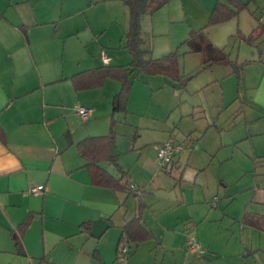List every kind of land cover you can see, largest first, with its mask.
Segmentation results:
<instances>
[{"label": "crops", "instance_id": "1", "mask_svg": "<svg viewBox=\"0 0 264 264\" xmlns=\"http://www.w3.org/2000/svg\"><path fill=\"white\" fill-rule=\"evenodd\" d=\"M217 1L171 0L156 13L145 15L142 47L150 52L144 58L160 59L174 52L180 57L182 48L186 54L202 56L189 53L186 41L204 31L214 43L210 39L214 27L208 24ZM129 21L124 0H0V129L5 136L0 138V264H117L122 228L134 219L137 209L132 216L127 211L118 218L125 200L132 197L137 208L140 199L145 204L143 224L151 238L126 246V264H162L155 250L164 245L158 241L153 246L158 236L145 217L144 198L152 177L135 175L134 167L124 160L135 147L127 145L121 151L117 137L113 147L118 166L129 174L132 195L94 186L77 149L86 138L109 135L113 121L116 128L125 124L152 130L159 125L157 104L172 116L183 104L175 105L177 98L169 92L175 80L142 72L132 74L126 113L113 112V100L121 91L118 81L109 79L99 88L75 90L72 78L80 73L131 64L126 49ZM215 28L227 34L233 31L228 24ZM255 31L264 33V29ZM102 53L111 58L109 65L103 64ZM253 63L264 66L261 59ZM77 106L93 110L92 117L83 121ZM174 136L175 131H170L166 141H176ZM163 143L147 150L154 162ZM189 159L185 147L170 167H186ZM106 165L113 164L102 166L120 178L115 165L116 171ZM188 169V176L185 169L181 179L200 175L197 169ZM39 186L44 187L41 195L30 194ZM256 186L254 193L241 196L233 213L207 210L196 221L189 220L188 238L195 236L206 253L194 255L184 243L190 256L177 258L174 264H264V187L257 180ZM195 204L189 193L188 206ZM102 220L110 228L96 238L93 227ZM27 221L28 227L23 228ZM175 222L177 226L180 219ZM84 224L87 229L82 228Z\"/></svg>", "mask_w": 264, "mask_h": 264}, {"label": "rangeland", "instance_id": "2", "mask_svg": "<svg viewBox=\"0 0 264 264\" xmlns=\"http://www.w3.org/2000/svg\"><path fill=\"white\" fill-rule=\"evenodd\" d=\"M248 3L247 10L225 23L232 32L227 34V30L211 26L214 28L210 35L217 47L230 55L233 63H251L240 78L233 66L210 64L206 67L203 56L186 54L187 50L182 48L179 57L181 79L175 80L174 88L169 91L177 98L175 105L183 102L174 116L166 107L157 104L159 125L156 128L139 129L125 124L114 127L121 151L128 149L127 145L135 147L126 154L127 165L134 167V174L142 179L144 175L152 177L144 198L148 205L145 217L158 236L153 246L158 241L164 245L158 252L155 250L162 264H174L177 258L190 256L183 248L191 225L189 220H195L207 210L220 215L233 213L243 194L258 189L256 180L261 188L264 187V66L253 63L260 59L264 63V33H258L253 45L244 40L256 28L264 29V0H248ZM177 117L178 125L174 126ZM170 131H175L176 141L190 151L186 167L177 164L162 169L147 152L151 146L166 141ZM106 166L116 171L114 165ZM188 168L198 170L200 175L196 180H185L184 176L181 179L185 169L188 176ZM189 193L196 203L194 207L188 206ZM124 197L125 194H121V198ZM125 201L118 219L127 211L134 215L137 209L135 198ZM178 202L180 207L171 206ZM176 218L180 222L174 226ZM126 263L127 259L120 252L117 264Z\"/></svg>", "mask_w": 264, "mask_h": 264}, {"label": "trees", "instance_id": "3", "mask_svg": "<svg viewBox=\"0 0 264 264\" xmlns=\"http://www.w3.org/2000/svg\"><path fill=\"white\" fill-rule=\"evenodd\" d=\"M129 8L130 21L129 31L126 35V49L132 56V62L126 67L104 66L93 70L85 71L72 78V83L76 91L91 90L99 88L111 79L121 84L120 93L113 100L114 113H126L127 104L132 92V74L144 73L147 76H165L174 80H180V65L178 52L171 53L160 59H145V54L149 53V48H143L142 39V20L147 14H154L171 0H124ZM253 0H249L252 2ZM249 3L244 4L240 0H218L212 11L209 26H218L225 24L239 16L247 10ZM258 37L257 31L253 32L248 38H244L249 44L253 45ZM189 47V53H200L203 56V64L231 65L235 73L240 78L242 70L247 63H233L223 50L215 47L204 31L193 33L186 41ZM114 124L111 125V133L107 136L89 137L77 145L82 159L86 161L88 170L94 186L98 188L110 189L114 192L131 194L134 192L130 182L129 174L117 164V157L113 153L115 143ZM4 133L0 129V138H4ZM104 163H110L117 167L120 178H115L103 166ZM145 204L140 199L136 215L132 221L122 228V235L119 240L118 253L120 248L128 244H140L151 238V234L146 230L143 224V212ZM27 221L23 228L28 227ZM82 228L87 229L88 225ZM99 260V257L95 255Z\"/></svg>", "mask_w": 264, "mask_h": 264}, {"label": "built area", "instance_id": "4", "mask_svg": "<svg viewBox=\"0 0 264 264\" xmlns=\"http://www.w3.org/2000/svg\"><path fill=\"white\" fill-rule=\"evenodd\" d=\"M101 58L104 65H109L111 63V58L108 57L105 53H102ZM75 110L83 121H88L93 115V110L85 108L83 106H77ZM184 151L185 147L183 144L173 140H169L157 147L155 156L158 164L162 167V169H166L169 168L174 163L175 159L180 154L184 153ZM133 188L134 187H132V189ZM43 191L44 187L39 186L36 188H32L30 190V194H32L33 196H39ZM186 247L190 253L197 256H203L206 253L205 249L193 235L188 238ZM121 254L123 258L129 256V250L127 249V247L122 248Z\"/></svg>", "mask_w": 264, "mask_h": 264}, {"label": "water", "instance_id": "5", "mask_svg": "<svg viewBox=\"0 0 264 264\" xmlns=\"http://www.w3.org/2000/svg\"><path fill=\"white\" fill-rule=\"evenodd\" d=\"M109 228L110 224L106 221H99L94 224L92 235L96 238H100Z\"/></svg>", "mask_w": 264, "mask_h": 264}]
</instances>
